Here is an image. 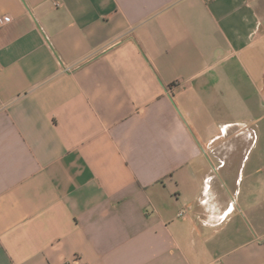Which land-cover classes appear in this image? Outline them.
<instances>
[{
  "label": "crops",
  "instance_id": "0c3cea01",
  "mask_svg": "<svg viewBox=\"0 0 264 264\" xmlns=\"http://www.w3.org/2000/svg\"><path fill=\"white\" fill-rule=\"evenodd\" d=\"M0 264H264V0H0Z\"/></svg>",
  "mask_w": 264,
  "mask_h": 264
},
{
  "label": "built area",
  "instance_id": "2783aa9c",
  "mask_svg": "<svg viewBox=\"0 0 264 264\" xmlns=\"http://www.w3.org/2000/svg\"><path fill=\"white\" fill-rule=\"evenodd\" d=\"M11 20V16L9 15H4L0 18V24H5ZM63 264H71L69 261L64 262Z\"/></svg>",
  "mask_w": 264,
  "mask_h": 264
}]
</instances>
